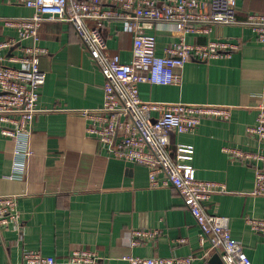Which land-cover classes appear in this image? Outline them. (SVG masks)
Segmentation results:
<instances>
[{
    "label": "crops",
    "instance_id": "1",
    "mask_svg": "<svg viewBox=\"0 0 264 264\" xmlns=\"http://www.w3.org/2000/svg\"><path fill=\"white\" fill-rule=\"evenodd\" d=\"M208 1V0H205ZM235 25L214 24L207 34H189L188 43L231 41L241 49L232 58L208 63L193 60L183 69L180 86L140 85L144 101L223 105L233 108L229 121L203 120L195 134L176 142L195 147L196 176L225 186L205 203L208 211L230 219L232 238L253 264H264V238L246 224L247 217H264V195L253 194L256 161L242 162L224 152L232 148L264 154V143L248 135L264 104V46L241 23L251 13H264V0H237ZM34 10L0 0L1 18H26ZM108 48L122 62L132 59L133 34L124 23L106 26ZM148 33L157 37V54L177 42L173 25L161 23ZM2 38L16 36L1 31ZM31 42H27V45ZM39 45L47 50L41 67L47 80L40 89L29 148L34 155L16 160L18 143L0 132V196H19L21 226L0 232V264H21L23 255L39 251L67 264L73 250H91L103 264H129L126 256L194 255V264H223L202 246L200 229L173 188H153L149 171L130 165L104 149L89 134L85 111L102 108L106 78L92 61L74 28L46 20ZM7 54V52H3ZM16 169L24 171L21 175ZM158 230L156 238L132 246L134 232ZM183 240V243H180Z\"/></svg>",
    "mask_w": 264,
    "mask_h": 264
},
{
    "label": "built area",
    "instance_id": "2",
    "mask_svg": "<svg viewBox=\"0 0 264 264\" xmlns=\"http://www.w3.org/2000/svg\"><path fill=\"white\" fill-rule=\"evenodd\" d=\"M34 10L26 18L0 17V132L18 143L16 160L34 155L29 148L36 116L40 112V89L47 80L41 57L47 50L39 45L40 29L46 20L70 24L78 34L92 61L106 78L102 108L85 111L91 122L87 131L108 152L130 165H142L149 171L153 188H173L182 198L200 229L202 246L220 257L223 264H253L241 244L231 234L230 219L210 213L205 203L222 184L199 180L196 176L195 147L176 142L181 135H192L203 120L229 121L233 108L223 105L167 103L144 101L140 85L180 86L183 69L193 60L208 63L230 59L241 49L231 41L206 44L188 43L189 34H207L214 24L235 25L238 20L237 0H9ZM124 23L133 34L132 59L121 61L110 53L106 26L114 21ZM173 25L178 41L157 54V37L148 33L155 25ZM264 46V13H251L242 21ZM16 36L2 38L1 31ZM27 42L31 44L27 45ZM7 52V54H3ZM248 135L264 143V104L258 108L257 122ZM224 152L242 162L256 161L253 194L264 195V154H248L232 148ZM16 169V173L21 175ZM21 214L19 196H0V232L10 227L19 230ZM246 224L264 238V217H247ZM158 230L134 232L132 246L156 238ZM183 243V240H180ZM129 264H194L196 257L126 256ZM21 264H57L54 257L39 251L25 252ZM67 264H103V258L91 250H73Z\"/></svg>",
    "mask_w": 264,
    "mask_h": 264
},
{
    "label": "water",
    "instance_id": "3",
    "mask_svg": "<svg viewBox=\"0 0 264 264\" xmlns=\"http://www.w3.org/2000/svg\"><path fill=\"white\" fill-rule=\"evenodd\" d=\"M217 256V255H216ZM218 257V256H217ZM219 258V257H218Z\"/></svg>",
    "mask_w": 264,
    "mask_h": 264
}]
</instances>
